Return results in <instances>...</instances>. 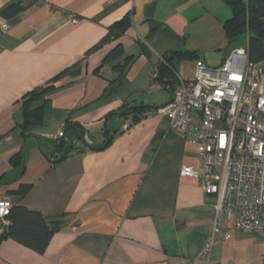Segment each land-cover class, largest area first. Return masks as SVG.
I'll return each mask as SVG.
<instances>
[{
  "label": "crops",
  "instance_id": "crops-1",
  "mask_svg": "<svg viewBox=\"0 0 264 264\" xmlns=\"http://www.w3.org/2000/svg\"><path fill=\"white\" fill-rule=\"evenodd\" d=\"M13 5L22 8L6 14ZM127 13L130 26L106 39ZM229 16L221 0H0V197L63 219L43 253L2 239L0 264H262L261 233L223 240L222 220L213 235V198L179 173L196 163L195 145L156 112L131 123L125 112L170 99L153 77L166 51L219 65L234 48L223 31ZM196 59L174 61L176 73L193 77ZM75 65L80 73L45 95L42 123L23 131V96ZM68 121L84 143L56 161L50 137ZM20 150L23 168L9 162ZM20 184L30 185L22 198L8 193Z\"/></svg>",
  "mask_w": 264,
  "mask_h": 264
},
{
  "label": "built area",
  "instance_id": "built-area-1",
  "mask_svg": "<svg viewBox=\"0 0 264 264\" xmlns=\"http://www.w3.org/2000/svg\"><path fill=\"white\" fill-rule=\"evenodd\" d=\"M1 28L6 29L7 24ZM176 77L172 85L162 86L170 91V99L144 114L164 116L172 131L195 145L196 163L182 165L179 173L195 178L203 194L213 198V235L224 220L220 239H229L234 230L264 237L262 65L249 61L246 41L231 49L219 65L196 59L193 77ZM128 118L131 123L132 114ZM64 136L62 126L50 140L58 143ZM11 206L9 198L0 197V235L8 231ZM208 247L209 243L200 256Z\"/></svg>",
  "mask_w": 264,
  "mask_h": 264
},
{
  "label": "trees",
  "instance_id": "trees-1",
  "mask_svg": "<svg viewBox=\"0 0 264 264\" xmlns=\"http://www.w3.org/2000/svg\"><path fill=\"white\" fill-rule=\"evenodd\" d=\"M230 9V16L223 22V31L227 41L232 43L247 33L248 57L252 63L262 65L264 70V0H221ZM22 7L20 5L10 6L6 14L15 13ZM131 24L130 15L127 13L118 21L114 22L108 30L106 39H117L124 33ZM102 40L99 42V44ZM122 52L121 45H116L111 49L101 62L105 64L110 59L118 56ZM197 53L189 49L168 50L159 59L155 70L154 80L161 86L172 85L177 77L174 69V61L184 59H196ZM128 60V59H127ZM126 63V62H125ZM125 63H114L111 66L116 70H123ZM98 70V67L95 71ZM80 67L75 65L66 71L60 72L45 85L36 87L26 93L21 101L23 109V121L19 127L24 131L31 126L40 125L43 119V109L45 95L57 88L54 85L62 76H77ZM40 101V102H39ZM39 102V103H38ZM146 106L130 107L125 110L132 114V122L137 121L141 112L149 111ZM124 112V113H125ZM64 137L58 143L52 144V149L57 152L56 161L62 160L70 152L76 149L74 142L84 143L83 130L78 123L66 122L63 126ZM110 141L107 137L105 144ZM104 146V145H103ZM103 146L96 147L102 148ZM9 162L11 165L23 168L22 150L13 154ZM0 176V184L1 182ZM29 184H20L17 189L8 191L18 198H22L29 190ZM9 220L8 231L0 235V241L4 238L11 239L25 245L37 253H43L51 236L60 229L63 219L43 216L38 210L30 209L19 203H12L10 212L7 216Z\"/></svg>",
  "mask_w": 264,
  "mask_h": 264
},
{
  "label": "rangeland",
  "instance_id": "rangeland-1",
  "mask_svg": "<svg viewBox=\"0 0 264 264\" xmlns=\"http://www.w3.org/2000/svg\"><path fill=\"white\" fill-rule=\"evenodd\" d=\"M247 39H248V35H247V33H245L238 40L234 41L232 45L234 47H237V46H240V45H244L246 43Z\"/></svg>",
  "mask_w": 264,
  "mask_h": 264
}]
</instances>
